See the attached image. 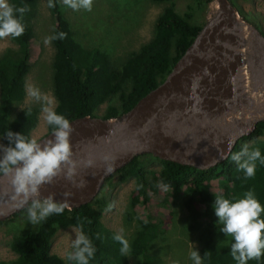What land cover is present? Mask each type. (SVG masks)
<instances>
[{
  "label": "trees",
  "instance_id": "1",
  "mask_svg": "<svg viewBox=\"0 0 264 264\" xmlns=\"http://www.w3.org/2000/svg\"><path fill=\"white\" fill-rule=\"evenodd\" d=\"M38 1L9 2L13 7L24 6L27 11L22 18L23 34L16 38L10 36L15 46L6 48L0 54V136L5 130L11 129L31 137V132L39 121L40 107L37 105L20 108L10 116L11 104L22 101L26 96L24 85L31 68V42L35 36L33 18ZM193 1L201 9L212 0ZM229 1L232 3V0ZM49 2L50 0L48 6ZM51 3L52 7L49 9L55 21L53 35L65 33L64 39L52 40L55 47L52 64L53 91L57 101L54 110L69 121L85 115L97 116L98 107L113 99H117V104L109 103L100 117L110 119L124 115L165 79L204 25L194 21L191 7L189 11L179 13L173 5L167 6L156 19L153 37L138 50L132 51L118 66L113 64L106 51L96 47H83L75 39L59 0H51ZM51 131L48 126V133ZM261 136H264V121L258 123L250 135L238 141L226 161L209 169H197L159 159L162 167L159 172H155L147 169L138 155L106 181L115 176L121 183L128 178H135L138 194L132 200L134 207L139 203L148 205L151 179L156 176V182L161 189L165 190L163 185H167L166 191L171 193L172 198H181L191 221L190 229L201 227L199 237L202 243V264H236L229 252L231 243L217 240L222 225H216L217 218L212 205L214 195L234 200L242 198L248 191L253 192L261 205H264V166L257 163L255 174L246 178L242 170H237V162L231 158L242 149H259L264 156V139ZM1 139L7 145L8 141ZM248 139L252 141L246 142ZM108 202L105 195L99 194L88 204L72 209L65 206L61 214L50 215L35 229L14 235L10 248L17 257L11 261H0V264H65L61 257L50 253V248L57 230L69 226L77 227L92 240L96 251L89 264H127L129 254L140 257V264H159L149 249L161 232L158 216L154 214L146 220L138 219V229L128 243L129 250L121 254L119 243L112 239L117 232L107 228L102 221ZM25 208L11 216L8 221L21 215ZM127 217L131 220L132 213L127 211Z\"/></svg>",
  "mask_w": 264,
  "mask_h": 264
},
{
  "label": "water",
  "instance_id": "2",
  "mask_svg": "<svg viewBox=\"0 0 264 264\" xmlns=\"http://www.w3.org/2000/svg\"><path fill=\"white\" fill-rule=\"evenodd\" d=\"M216 1L215 14L165 79L129 111L70 120L75 173L68 177L63 165L36 198L52 195L69 209L88 204L109 176L141 154L209 169L264 121V33L241 19L229 0ZM50 138L51 132L37 141ZM26 205L10 177L0 176V221Z\"/></svg>",
  "mask_w": 264,
  "mask_h": 264
},
{
  "label": "rangeland",
  "instance_id": "3",
  "mask_svg": "<svg viewBox=\"0 0 264 264\" xmlns=\"http://www.w3.org/2000/svg\"><path fill=\"white\" fill-rule=\"evenodd\" d=\"M10 0H8V3ZM61 10L69 21L75 39L86 48H99L106 51L114 65H120L141 45L148 42L154 35L155 22L165 7L173 5L176 11L184 13L192 8L196 23L205 24L218 8L216 0H212L205 8L199 9L193 0H172L170 2H157L154 0H92L90 11L84 9L72 10L59 0ZM241 19L264 32V0H232ZM35 36L31 42V68L26 75V83L37 87L42 93L54 98L53 91V59L55 47L52 40L47 45L44 38L53 35L55 21L48 6V0H39L37 11L33 18ZM15 46L10 36L0 38V54L8 47ZM117 99L100 105L96 111L102 116L109 103L117 104ZM28 105H37L38 102L26 97L11 104V114ZM48 133V126L39 113L37 126L31 132V138L36 140ZM264 139V136H261ZM252 139L246 140L251 142ZM0 144L6 145L0 138ZM140 158L149 170L159 172L162 165L160 160L151 154H141ZM117 176L106 181L102 193L108 199V207L103 212L104 225L121 233L130 242L138 229V219L146 220L156 214L158 216L161 232L150 244V253L156 256L159 264H192L189 253L195 249L201 255L202 243L200 230L190 229L191 221L187 216L181 198H172L169 191L158 187L156 176L153 177L149 188V203H139L132 206V200L138 194L136 179L131 177L125 182H118ZM39 199V198H37ZM156 206V207H155ZM27 208V205L25 206ZM24 207V208H25ZM200 207V206H199ZM26 208L24 212L12 221L2 220L0 223V261H11L17 255L11 250L10 242L14 235L37 225L27 221ZM202 207H200L201 209ZM154 210V212H152ZM127 211L132 213V219L127 217ZM221 227V226H220ZM73 229L69 226L59 228L55 233L50 253L61 257L65 264L67 252L71 251V241L75 238ZM79 230V229H78ZM218 242L232 243L231 237L218 232ZM138 256H128L127 264H140ZM248 264H264V254L259 261L250 260Z\"/></svg>",
  "mask_w": 264,
  "mask_h": 264
},
{
  "label": "clouds",
  "instance_id": "4",
  "mask_svg": "<svg viewBox=\"0 0 264 264\" xmlns=\"http://www.w3.org/2000/svg\"><path fill=\"white\" fill-rule=\"evenodd\" d=\"M63 4L72 10L90 11L92 0H63ZM49 7H52L51 0ZM26 11L24 6L13 7L8 0H0V38H16L23 34L22 18ZM64 36L65 33L59 32L45 37L44 44L47 45L50 40H62ZM24 88L26 97L40 104L42 118L52 130L51 138L41 142L21 132L5 130L0 138L6 139L8 143L0 144V176L10 177L15 196L20 198L21 204H27V221L34 226L50 215L61 214L66 206L65 202L54 200L52 195L41 199L36 197L40 196V187L51 183L63 165L69 166L66 173L68 177L74 175L75 163L71 159L70 142L73 127L67 118L54 110L53 97L42 93L30 83H25ZM231 158L237 162V170H242L246 178L255 174L257 163L264 166V156L259 149H242ZM106 171H111V168ZM167 187L163 185L165 190ZM64 195L67 198L70 193ZM212 208L217 218L216 225H222L219 232L226 237L230 236L233 241L229 252L236 264L259 261L264 254V205H261L253 192H245L242 198L234 200L214 195ZM73 232L75 238L71 241V251L67 252L66 260L68 264H89L96 248L88 235L78 228L73 229ZM112 239L119 243L121 254L128 252V241L121 233L113 234ZM189 259L192 264H202L201 255L195 249L189 253Z\"/></svg>",
  "mask_w": 264,
  "mask_h": 264
}]
</instances>
